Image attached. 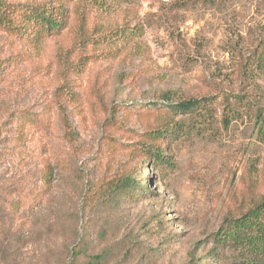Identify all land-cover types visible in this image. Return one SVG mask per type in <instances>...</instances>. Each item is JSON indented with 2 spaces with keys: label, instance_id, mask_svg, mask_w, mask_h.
Segmentation results:
<instances>
[{
  "label": "rangeland",
  "instance_id": "1",
  "mask_svg": "<svg viewBox=\"0 0 264 264\" xmlns=\"http://www.w3.org/2000/svg\"><path fill=\"white\" fill-rule=\"evenodd\" d=\"M83 13L81 27L71 12L63 35L36 48L0 34L7 54H20L0 85V122L38 113L25 138L0 130V197L24 187L14 233L0 236V264H92L97 255L94 264H241L215 237L243 195L264 192V0H125ZM252 52L262 63L247 85L241 64ZM167 92L211 96L210 113L177 115L154 166L141 145L169 119L157 114ZM130 168L136 189L113 190Z\"/></svg>",
  "mask_w": 264,
  "mask_h": 264
},
{
  "label": "trees",
  "instance_id": "2",
  "mask_svg": "<svg viewBox=\"0 0 264 264\" xmlns=\"http://www.w3.org/2000/svg\"><path fill=\"white\" fill-rule=\"evenodd\" d=\"M120 1L125 0H111V3L109 0H81L78 7L72 8L69 0H0V34L12 40H28L36 48L46 38L63 35L70 25L71 12L79 16L74 28L78 23L79 27H81L82 21L86 17V13L83 12H92L96 8L110 9L112 4L117 6ZM125 28L122 31L118 30V32L121 31L122 36L132 40L136 32L133 33L132 30H126ZM7 52L4 47L0 46V85L6 78L7 71L12 70V66L17 63L18 56L20 55L18 53L7 54ZM262 56V52H252L247 61L241 64V79L244 84L249 85L254 78L256 74L255 69L262 63ZM66 66L67 68L70 67L68 64ZM62 79L65 82L66 76L64 74ZM57 90L60 92L64 90L66 93L72 91L65 85L60 86ZM163 99L164 101L162 103L166 108L157 109V114L170 115L169 119L165 122L163 121L157 127L148 129L145 132L147 140L142 142L141 145V150H143L145 155H150L151 158L154 157V166L159 161L166 159L162 142L169 139L168 135L170 133L177 132L176 116L179 114L209 115V105L212 97H182L176 92H167L163 95ZM59 105L61 109L59 112L65 117V136H68L69 140H75L78 138V134L70 124L71 122H69L70 117L66 114L63 102H60ZM37 114L30 108L8 114L7 118L0 122V130L4 132L10 129H16V137L19 139L25 138L28 129L36 121ZM256 125L258 126V132L264 135V109L257 111ZM157 140L161 141L160 144L155 143ZM47 166L49 170L43 174V177L46 185H51L53 170L52 167L50 168V163ZM134 171H136V168H130L127 174L121 175L116 182L111 184L112 189H136L134 187L136 183L133 175ZM248 172L249 178L253 183H256L258 178L253 163L250 164ZM33 191H37V189ZM16 192L19 193L17 198L14 197V193ZM23 192L24 187L22 186H18L16 189L12 188L6 192L3 190L2 192L0 197V236L3 235V239L14 233L11 219L13 218L16 222L18 220L17 213H19V207L24 201V198L20 197ZM34 199L36 201L34 207H39L44 202V198L42 197H34ZM232 210L235 213L226 215L215 237L217 245L233 247L241 258V264H264V192H256V190L250 189ZM4 215L5 217H9L10 221L7 220L6 222L3 217ZM72 253L74 258L80 256L81 247L73 250ZM91 260L100 262V256L90 257L89 263L94 264Z\"/></svg>",
  "mask_w": 264,
  "mask_h": 264
}]
</instances>
